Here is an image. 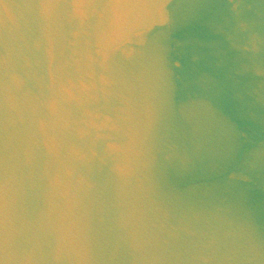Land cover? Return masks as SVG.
<instances>
[{
    "label": "water",
    "instance_id": "obj_1",
    "mask_svg": "<svg viewBox=\"0 0 264 264\" xmlns=\"http://www.w3.org/2000/svg\"><path fill=\"white\" fill-rule=\"evenodd\" d=\"M0 264H264V0H0Z\"/></svg>",
    "mask_w": 264,
    "mask_h": 264
}]
</instances>
